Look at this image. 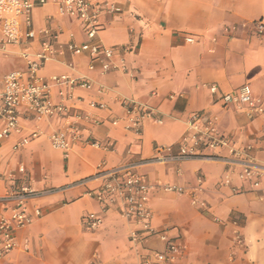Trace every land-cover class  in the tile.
Here are the masks:
<instances>
[{
	"label": "crops",
	"instance_id": "0c3cea01",
	"mask_svg": "<svg viewBox=\"0 0 264 264\" xmlns=\"http://www.w3.org/2000/svg\"><path fill=\"white\" fill-rule=\"evenodd\" d=\"M115 2L116 15L101 14L97 41L118 51L117 69L102 73L88 68L89 54H58L41 68L47 80L53 75H87L91 88H78L66 104L102 120L69 156L54 148L49 135L65 127L59 116L34 118L22 111V131L0 145V217L8 212L4 196L12 186L11 173L30 182L43 215L16 232L18 246L0 264H139L129 240L132 226L116 208L107 212L90 192L103 182L98 168L138 163L154 189L150 195L153 226L182 245L175 264H264V187L253 190L237 177L232 183L246 186L235 194L224 185L226 168L221 161L174 157L155 161L158 146L178 144L193 112L218 114V130L235 146L251 142L264 161V120L251 118L235 106L221 108L223 92L248 85L255 98L264 100V0H92ZM33 9L34 28L57 32L58 44L88 40L77 19L61 16L59 0H46ZM187 38H192L188 40ZM0 32V87L7 73L25 69L19 46L2 48ZM37 41L31 44L35 49ZM14 68V69H13ZM211 85L218 86L213 94ZM60 100L63 87L52 86ZM121 98L145 104L151 115L141 129L131 127ZM90 102L101 104L92 107ZM114 121H117L114 124ZM29 142L15 149L22 138ZM226 152L223 151L222 154ZM20 165L25 173L18 174ZM183 187L184 193L169 187ZM192 191L199 204L191 203ZM96 212L102 224L89 229L84 217ZM146 245L164 249L158 235Z\"/></svg>",
	"mask_w": 264,
	"mask_h": 264
},
{
	"label": "built area",
	"instance_id": "2783aa9c",
	"mask_svg": "<svg viewBox=\"0 0 264 264\" xmlns=\"http://www.w3.org/2000/svg\"><path fill=\"white\" fill-rule=\"evenodd\" d=\"M46 0H0V32L2 48L19 46L18 54L25 62V69L17 68L7 73L0 87V145L11 135L19 134L23 125L22 111L30 113L34 118H52L59 116L65 121V127L55 130L49 135L54 148L62 151L68 157L77 142H86L100 147L96 140H90L92 129L102 120L91 117L82 109L66 104L78 88H91V81L87 75L74 76L71 74L53 75L47 80L41 74V68L54 59L58 54L70 51L75 55L89 54L91 61L88 68L96 70V63L102 73L117 69L114 58L118 51L97 41L101 30V14L116 15L121 6L115 2H93L92 0H59L58 11L61 16H70L79 21L82 32L87 35L85 43L78 44L70 41L66 46L58 44V34L49 28L37 31L33 26L32 12L38 5L46 4ZM259 32H264V24H257ZM192 40V38H187ZM37 41L36 48L31 50V44ZM52 86L63 87L60 100L52 98ZM213 94H218V86L211 85ZM218 100L221 108L235 106L237 110H244L251 118L260 117L264 120V100L255 98L248 85H244L237 92H223ZM120 103L131 121V127L139 132L145 118L151 115L149 108L134 99L121 98ZM92 107H102L101 104L90 102ZM220 117L218 114L193 112L187 121V130L183 134L173 153L174 145L158 146L155 161H166L174 157L201 158L205 160L221 161L226 168L224 185H230L235 194L242 193L246 186L239 187L232 183L237 177L243 184L253 190L264 187V161H259L255 154L253 143L247 142L235 146L227 134L218 130ZM117 121H114L116 124ZM15 149L29 142L27 137L21 139ZM226 152L225 154H222ZM140 164L128 162L120 166L98 168L97 177L102 178V184L90 195L107 212L116 208L120 216L125 219L132 229L129 240L133 243L139 256V264H175L181 256L182 245L158 231L152 222L153 212L150 206V195L154 189L147 177L137 171ZM25 166L20 165L17 173L24 174ZM9 178L12 186L4 196L8 212L0 217V259L18 246L16 232L26 227L43 215L39 204L30 203L38 198L30 182L22 181L17 174L11 173ZM172 191L184 193L183 187H169ZM191 203L199 204L195 191H192ZM88 228L96 230L102 223L101 216L96 212H89L84 217ZM154 235L165 242L164 249H154L145 243ZM91 264H95L92 262Z\"/></svg>",
	"mask_w": 264,
	"mask_h": 264
},
{
	"label": "rangeland",
	"instance_id": "374dc122",
	"mask_svg": "<svg viewBox=\"0 0 264 264\" xmlns=\"http://www.w3.org/2000/svg\"><path fill=\"white\" fill-rule=\"evenodd\" d=\"M14 69V68H13Z\"/></svg>",
	"mask_w": 264,
	"mask_h": 264
}]
</instances>
